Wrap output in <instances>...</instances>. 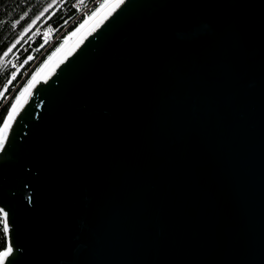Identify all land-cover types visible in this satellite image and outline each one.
Wrapping results in <instances>:
<instances>
[{"label": "water", "instance_id": "obj_1", "mask_svg": "<svg viewBox=\"0 0 264 264\" xmlns=\"http://www.w3.org/2000/svg\"><path fill=\"white\" fill-rule=\"evenodd\" d=\"M102 5L0 127L11 264H264V0Z\"/></svg>", "mask_w": 264, "mask_h": 264}, {"label": "trees", "instance_id": "obj_2", "mask_svg": "<svg viewBox=\"0 0 264 264\" xmlns=\"http://www.w3.org/2000/svg\"><path fill=\"white\" fill-rule=\"evenodd\" d=\"M97 1L0 0V127L32 75L58 49L62 38L80 25L83 20L81 11L92 6V13L98 7L94 4ZM25 13L27 17L20 20ZM38 16L37 23L24 33L23 29ZM18 20L20 24L14 27ZM58 36L59 39L54 41ZM9 48L13 50L4 55ZM12 73H16L14 79ZM6 246L7 238L0 215V251Z\"/></svg>", "mask_w": 264, "mask_h": 264}, {"label": "snow or ice", "instance_id": "obj_3", "mask_svg": "<svg viewBox=\"0 0 264 264\" xmlns=\"http://www.w3.org/2000/svg\"><path fill=\"white\" fill-rule=\"evenodd\" d=\"M120 2H122V0H120ZM101 7H103V5H101ZM46 12L48 11L47 9L45 10ZM96 13H94L93 15H95ZM27 13H25L24 16H22L20 18V20H23L27 17ZM40 19V17L38 16L35 20H32L31 23L28 25V27L24 28L23 31L24 33H27L32 27L33 25H35L37 23V21ZM20 20H18L16 22L15 25H13L14 27L20 24ZM81 27H83V25H81ZM75 34V33H74ZM15 47V45H13V48ZM13 49L9 48L7 52L4 53V55H7L8 52H11ZM28 59H32V57H28ZM27 62V61H25ZM16 76V73H12V78L14 79ZM11 81H9L10 83ZM27 89H25L26 91ZM21 95H23V93H21ZM13 110H15L16 105L14 104L13 106ZM9 119H11V114H9ZM5 127H8V123L5 122ZM4 149V139L0 138V151H2ZM0 213H3V230L5 233H7L9 231L8 228V213L4 211L3 208H0ZM13 246L11 244H8L6 246V248L3 251H0V264H11V261L8 259L12 254H13Z\"/></svg>", "mask_w": 264, "mask_h": 264}, {"label": "built area", "instance_id": "obj_4", "mask_svg": "<svg viewBox=\"0 0 264 264\" xmlns=\"http://www.w3.org/2000/svg\"><path fill=\"white\" fill-rule=\"evenodd\" d=\"M100 0H98L96 3H94V4H97L98 6H100L101 5V3L99 2ZM103 1V0H102ZM89 9L90 8H87V9H85V10H83V11H81V13H80V17H83V20L81 21V23H80V25L77 27V28H79L88 18H89ZM83 12V13H82ZM72 33H70V34H68V35H66L64 38H62V42H64L70 35H71ZM59 37L60 36H58L54 41H56V40H58L59 39ZM53 41V42H54Z\"/></svg>", "mask_w": 264, "mask_h": 264}, {"label": "rangeland", "instance_id": "obj_5", "mask_svg": "<svg viewBox=\"0 0 264 264\" xmlns=\"http://www.w3.org/2000/svg\"><path fill=\"white\" fill-rule=\"evenodd\" d=\"M104 1H105V0H103V1H102V0H100L99 2H100V3H101V5H102ZM87 8H90V9H89V15H88V16L92 15V14L94 13V11H93L92 13H90V11H92V10H93V7H92V6H88ZM83 12H84V11H83ZM83 12H82V13H83ZM61 43H62V42H61ZM58 48H59V47H58ZM53 53H54V52H53ZM39 69H40V68H39ZM39 69H38V70H39ZM38 70H37V71H36V72H35V73L32 75V77H31L30 81H31V80H32V78L35 76V74L38 72ZM30 81H29V82H30ZM29 82L27 83V85L29 84ZM27 85H26V86H27ZM26 86H25V87L22 89L21 93H22V92H23V90L26 88ZM19 95H20V94H19ZM18 97H19V96H18ZM18 97L16 98V100L18 99ZM16 100H15V101H16ZM15 101H14V102H15Z\"/></svg>", "mask_w": 264, "mask_h": 264}]
</instances>
